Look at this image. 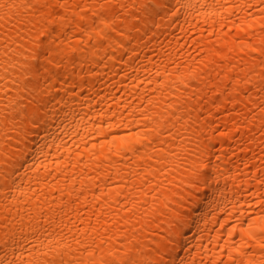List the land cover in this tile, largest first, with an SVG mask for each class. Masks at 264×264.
Wrapping results in <instances>:
<instances>
[{"label": "bare ground", "instance_id": "bare-ground-1", "mask_svg": "<svg viewBox=\"0 0 264 264\" xmlns=\"http://www.w3.org/2000/svg\"><path fill=\"white\" fill-rule=\"evenodd\" d=\"M4 261L264 264V0H0Z\"/></svg>", "mask_w": 264, "mask_h": 264}, {"label": "snow or ice", "instance_id": "snow-or-ice-1", "mask_svg": "<svg viewBox=\"0 0 264 264\" xmlns=\"http://www.w3.org/2000/svg\"><path fill=\"white\" fill-rule=\"evenodd\" d=\"M0 264H10V262L4 261V262H0ZM129 264H132V262L130 261Z\"/></svg>", "mask_w": 264, "mask_h": 264}]
</instances>
